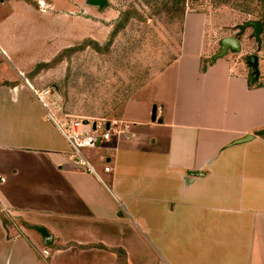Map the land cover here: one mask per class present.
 Masks as SVG:
<instances>
[{"label":"crops","instance_id":"crops-1","mask_svg":"<svg viewBox=\"0 0 264 264\" xmlns=\"http://www.w3.org/2000/svg\"><path fill=\"white\" fill-rule=\"evenodd\" d=\"M56 1L0 0V19L16 6L53 18ZM59 1L62 18L93 29L81 39L108 37L85 18L106 20L104 8ZM199 42L192 67L178 65L182 40L127 104L126 137L84 151L98 177L71 160L29 89L58 49L13 65L0 43V264H118L120 251L126 264H264V86L226 58L200 73Z\"/></svg>","mask_w":264,"mask_h":264},{"label":"rangeland","instance_id":"rangeland-1","mask_svg":"<svg viewBox=\"0 0 264 264\" xmlns=\"http://www.w3.org/2000/svg\"><path fill=\"white\" fill-rule=\"evenodd\" d=\"M81 1L75 0V3L78 5ZM181 2L107 0L103 9L109 13L106 20L93 14L85 15V18H90L91 22L99 20L102 25L96 24L97 27L109 31L120 19L129 17V21L102 54L90 46L80 49L86 41L80 36L92 34L93 29L70 17L62 18L67 6L59 0L55 2L56 9L47 11L46 15L51 14L53 18L33 17L22 6H16L12 16L5 14L7 17L0 19V22L4 20L0 24L3 36H0V43L10 51L13 65L15 62L23 65L30 60L38 61L50 53L55 56L57 49V55H60L69 48H79L73 53H65L54 68L40 71L31 80L35 88L56 90L62 114L74 117L123 120L127 104L145 98L151 79L178 58L183 48L182 40L184 52L178 65L192 67L190 55L199 47V35L203 37L204 52L210 57L202 58V66H198L200 73L208 66L220 67L207 64V61L218 53L223 38L233 37L240 41V51H228L216 62L226 58L241 63L254 85L264 86V30L256 38L253 28L246 26L252 21L264 23V0ZM73 12L75 17L82 16L77 8ZM188 17L191 24L187 22ZM109 38L110 35L97 43L105 47ZM251 55L257 57V76L247 63Z\"/></svg>","mask_w":264,"mask_h":264},{"label":"built area","instance_id":"built-area-1","mask_svg":"<svg viewBox=\"0 0 264 264\" xmlns=\"http://www.w3.org/2000/svg\"><path fill=\"white\" fill-rule=\"evenodd\" d=\"M29 89L33 98L42 108L45 118L57 127L68 143L71 160L77 164L87 166L98 177L89 165L84 151L126 137L128 135V124L123 120H93L62 114L61 101L56 90L50 88L35 89L30 85ZM109 171V166L103 167L104 173Z\"/></svg>","mask_w":264,"mask_h":264},{"label":"trees","instance_id":"trees-1","mask_svg":"<svg viewBox=\"0 0 264 264\" xmlns=\"http://www.w3.org/2000/svg\"><path fill=\"white\" fill-rule=\"evenodd\" d=\"M29 2H31V1H29ZM181 3H184L183 0ZM177 5H178V3L175 6H177ZM182 15H183V12H182ZM128 21H129V17H126L123 20L120 19L119 21H117L114 24L113 29L111 30V32L109 34L110 38H109L107 44L105 45V47H102L101 45H99L95 41L86 40V41H84V43L82 45H80L81 46L80 49H83L86 46H90L96 53L102 54V52L104 51V48H107L110 45L111 41L118 35V33L120 31H122L124 29V27L126 26ZM259 23L261 25V28L264 30V23H261V22H259ZM77 49H79V48H77ZM77 49H76V47L69 48L68 50L63 51L64 53H61L60 55H57L56 57H54L50 62L37 64L31 73L32 76L37 75L40 71L49 70L51 68H54L58 63H60L62 61V57L64 56L65 53L70 54V53H73ZM118 254L120 255V258H121V261H118V264H126L124 256H123L124 255L123 252L120 251Z\"/></svg>","mask_w":264,"mask_h":264},{"label":"water","instance_id":"water-1","mask_svg":"<svg viewBox=\"0 0 264 264\" xmlns=\"http://www.w3.org/2000/svg\"><path fill=\"white\" fill-rule=\"evenodd\" d=\"M107 0H87L86 3L88 5L97 7L99 9L104 8L105 4H106ZM246 26H250L253 28L254 30V36L257 38L258 34L261 33L262 28L261 25L258 21H252L249 23H246ZM241 49V43L240 41H238L237 39L233 38V37H225L220 41V49L218 51V53H216L213 56V59H219L224 57L228 51H234V52H239ZM249 65L252 66V70L255 76L258 75V69H257V57L254 55L250 56L249 59ZM155 108L153 109V119L155 116ZM85 124L87 123L86 121L84 122ZM262 134L264 135V131L262 132ZM252 137H248L243 139L244 141H247L248 139H250Z\"/></svg>","mask_w":264,"mask_h":264},{"label":"flooded vegetation","instance_id":"flooded-vegetation-1","mask_svg":"<svg viewBox=\"0 0 264 264\" xmlns=\"http://www.w3.org/2000/svg\"><path fill=\"white\" fill-rule=\"evenodd\" d=\"M249 59H250V56L248 57V62H247V63H248V65H249ZM250 66H251V65H250ZM251 68H252V66H251ZM252 72H253V70H252Z\"/></svg>","mask_w":264,"mask_h":264}]
</instances>
